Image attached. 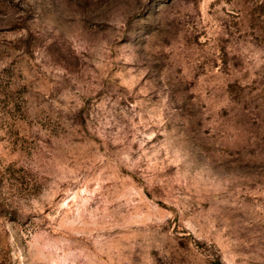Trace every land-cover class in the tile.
Instances as JSON below:
<instances>
[{
    "label": "rangeland",
    "instance_id": "374dc122",
    "mask_svg": "<svg viewBox=\"0 0 264 264\" xmlns=\"http://www.w3.org/2000/svg\"><path fill=\"white\" fill-rule=\"evenodd\" d=\"M0 264H264V0H0Z\"/></svg>",
    "mask_w": 264,
    "mask_h": 264
}]
</instances>
